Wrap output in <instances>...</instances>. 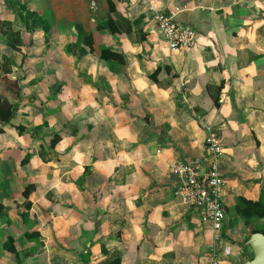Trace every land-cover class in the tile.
Masks as SVG:
<instances>
[{
    "label": "crops",
    "instance_id": "1",
    "mask_svg": "<svg viewBox=\"0 0 264 264\" xmlns=\"http://www.w3.org/2000/svg\"><path fill=\"white\" fill-rule=\"evenodd\" d=\"M159 12L195 46L171 50ZM0 63L19 88L0 123V264L253 259L264 217L238 207L264 205V0H0ZM208 127L224 147L219 240L171 171L207 169Z\"/></svg>",
    "mask_w": 264,
    "mask_h": 264
},
{
    "label": "built area",
    "instance_id": "2",
    "mask_svg": "<svg viewBox=\"0 0 264 264\" xmlns=\"http://www.w3.org/2000/svg\"><path fill=\"white\" fill-rule=\"evenodd\" d=\"M158 31L171 50L191 49L197 43V31L191 25L177 22L165 12L156 14ZM206 138L209 166L203 169L194 161L177 160L171 164L173 175L180 180L176 194L190 210L197 211L203 223L209 224L215 240L221 237L227 218L221 186L224 182L219 161L224 154V147L213 136L208 127ZM213 264H219L214 261Z\"/></svg>",
    "mask_w": 264,
    "mask_h": 264
},
{
    "label": "trees",
    "instance_id": "3",
    "mask_svg": "<svg viewBox=\"0 0 264 264\" xmlns=\"http://www.w3.org/2000/svg\"><path fill=\"white\" fill-rule=\"evenodd\" d=\"M11 46L16 48L17 46L12 42ZM2 69V64L0 63V70ZM0 86L3 87L2 92L0 91V123H9L11 119L15 115V109L13 103L8 99L6 93L4 91L8 90L11 94L16 95L15 89L18 88V84L16 81L10 79L9 77L2 76L0 73ZM19 89V88H18ZM17 89V90H18ZM3 132V128L0 126V133ZM29 192V189L25 190V194ZM242 203L245 205L244 207H238L239 213L247 219L253 217H264V205L262 202V198L260 201L253 202L245 199H241ZM261 230H254V232H258ZM264 232V231H261ZM12 241V240H11ZM113 264H120L119 260H115Z\"/></svg>",
    "mask_w": 264,
    "mask_h": 264
},
{
    "label": "water",
    "instance_id": "4",
    "mask_svg": "<svg viewBox=\"0 0 264 264\" xmlns=\"http://www.w3.org/2000/svg\"><path fill=\"white\" fill-rule=\"evenodd\" d=\"M249 243L254 252V257L247 264H264V233L254 232L250 235Z\"/></svg>",
    "mask_w": 264,
    "mask_h": 264
}]
</instances>
